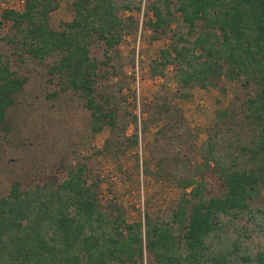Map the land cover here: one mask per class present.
Wrapping results in <instances>:
<instances>
[{
    "label": "trees",
    "instance_id": "1",
    "mask_svg": "<svg viewBox=\"0 0 264 264\" xmlns=\"http://www.w3.org/2000/svg\"><path fill=\"white\" fill-rule=\"evenodd\" d=\"M23 2V10L0 14V27L10 25L7 41L34 58H57L49 72L85 98L91 130L115 129L116 110L97 95L100 63L91 49L96 43L106 52L119 46L135 24L120 12L140 9L139 1L72 0L74 17L61 30L51 24L61 0ZM149 10L151 30L171 39L152 60L151 77L174 65L179 88L215 87L226 77L253 91L240 105L235 139L221 148L210 136L203 147L206 164L198 171L212 169L223 193L207 195L204 175L184 178L170 212L129 222L116 202L102 205L86 165L71 168L60 182L27 189L15 182L0 199V264H134L145 251L157 264H264L263 251L243 253L223 219H264V207L252 206L264 188V0H152ZM25 84L0 50V123ZM227 112L219 111L218 120Z\"/></svg>",
    "mask_w": 264,
    "mask_h": 264
},
{
    "label": "rangeland",
    "instance_id": "2",
    "mask_svg": "<svg viewBox=\"0 0 264 264\" xmlns=\"http://www.w3.org/2000/svg\"><path fill=\"white\" fill-rule=\"evenodd\" d=\"M140 9L121 10L134 17L130 34L106 52L94 44L91 57L100 63L97 95L117 112L115 129L91 130V111L85 98L49 72L57 58L39 59L18 50L7 41L9 23L0 27V50L12 69L26 78L8 118L0 123V199L13 183L22 189L35 184L60 182L71 168L86 165L90 182L99 184L100 200L107 207L119 204L129 222L146 220L170 212L181 194L179 180L204 175L209 196L221 195L222 180L204 168L203 147L214 136L221 148L235 139L243 115L241 103L252 90L222 77L218 85L179 88L175 66L164 76L151 77L150 64L171 42L168 35L148 26L152 0H138ZM23 0H0V14L7 9L23 10ZM74 17L72 0H61L51 15V24L61 30ZM228 110L223 120L218 112ZM232 119V123L228 122ZM264 207V188L252 202ZM257 218L246 214L224 217L232 240L239 237L243 253L264 252V229ZM134 264H157L145 251Z\"/></svg>",
    "mask_w": 264,
    "mask_h": 264
}]
</instances>
